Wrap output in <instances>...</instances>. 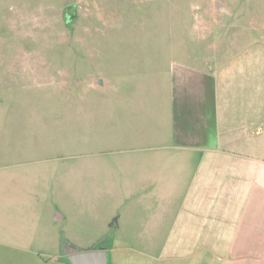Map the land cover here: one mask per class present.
Masks as SVG:
<instances>
[{
    "label": "rangeland",
    "instance_id": "374dc122",
    "mask_svg": "<svg viewBox=\"0 0 264 264\" xmlns=\"http://www.w3.org/2000/svg\"><path fill=\"white\" fill-rule=\"evenodd\" d=\"M243 48L261 66L228 81L264 87V0H0V226L27 230L14 254L160 230L169 66L208 72Z\"/></svg>",
    "mask_w": 264,
    "mask_h": 264
},
{
    "label": "crops",
    "instance_id": "0c3cea01",
    "mask_svg": "<svg viewBox=\"0 0 264 264\" xmlns=\"http://www.w3.org/2000/svg\"><path fill=\"white\" fill-rule=\"evenodd\" d=\"M233 55L208 72L170 64L164 204L149 222L162 228L138 245L117 236L108 264H264V87L228 81L261 65L250 49ZM7 225L0 264H72L34 250L15 255L28 253L27 230Z\"/></svg>",
    "mask_w": 264,
    "mask_h": 264
},
{
    "label": "water",
    "instance_id": "95a60500",
    "mask_svg": "<svg viewBox=\"0 0 264 264\" xmlns=\"http://www.w3.org/2000/svg\"><path fill=\"white\" fill-rule=\"evenodd\" d=\"M64 251L66 258L72 264H108V249L105 246H99L88 251H80L65 245Z\"/></svg>",
    "mask_w": 264,
    "mask_h": 264
},
{
    "label": "flooded vegetation",
    "instance_id": "af4514ba",
    "mask_svg": "<svg viewBox=\"0 0 264 264\" xmlns=\"http://www.w3.org/2000/svg\"><path fill=\"white\" fill-rule=\"evenodd\" d=\"M66 13H67V15L69 16L68 12H66Z\"/></svg>",
    "mask_w": 264,
    "mask_h": 264
}]
</instances>
